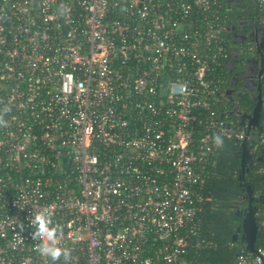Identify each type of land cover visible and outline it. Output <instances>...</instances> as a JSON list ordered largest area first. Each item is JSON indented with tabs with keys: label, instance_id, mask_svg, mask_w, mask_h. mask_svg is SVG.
<instances>
[{
	"label": "built area",
	"instance_id": "2783aa9c",
	"mask_svg": "<svg viewBox=\"0 0 264 264\" xmlns=\"http://www.w3.org/2000/svg\"><path fill=\"white\" fill-rule=\"evenodd\" d=\"M229 1L0 0V264H203L212 137L264 150V104L258 134L220 107ZM41 207L69 260L34 251Z\"/></svg>",
	"mask_w": 264,
	"mask_h": 264
},
{
	"label": "flooded vegetation",
	"instance_id": "af4514ba",
	"mask_svg": "<svg viewBox=\"0 0 264 264\" xmlns=\"http://www.w3.org/2000/svg\"><path fill=\"white\" fill-rule=\"evenodd\" d=\"M223 22V33L229 40V55L222 64L220 107L234 120L236 127L245 133L255 132L261 127L264 104V12L254 0H230ZM260 101V116L255 118V108ZM239 151L236 150V154ZM247 162L240 167L236 177L242 191L238 203L241 216L247 212L249 197L245 195L248 172L258 162L264 164V150L248 154ZM245 171V174H243ZM253 187V186H252ZM251 187V188H252ZM243 189V190H242ZM251 203L255 201L252 188ZM242 201V202H241Z\"/></svg>",
	"mask_w": 264,
	"mask_h": 264
},
{
	"label": "trees",
	"instance_id": "16d2710c",
	"mask_svg": "<svg viewBox=\"0 0 264 264\" xmlns=\"http://www.w3.org/2000/svg\"><path fill=\"white\" fill-rule=\"evenodd\" d=\"M260 130L257 129L254 134H258ZM240 148L233 139L225 140V146L219 149L215 162L209 166V174L201 190L211 197L210 201L204 203L200 212L201 226L204 236L214 243L208 249L201 250L199 259L203 264H228L234 261L237 245L244 243L240 228L242 216L237 212L240 209L238 203L242 198V191L236 177L239 168L243 167L241 155L238 153L241 151ZM238 149L239 151L235 154L234 151ZM259 150L260 148L255 153L258 154ZM263 166V163L258 162L247 176L256 196L253 202L255 210L264 206V172L259 171ZM255 220L258 226L255 246H258L264 238V230L259 225L260 217L255 216ZM234 233H236L235 240H233Z\"/></svg>",
	"mask_w": 264,
	"mask_h": 264
},
{
	"label": "clouds",
	"instance_id": "9594fccd",
	"mask_svg": "<svg viewBox=\"0 0 264 264\" xmlns=\"http://www.w3.org/2000/svg\"><path fill=\"white\" fill-rule=\"evenodd\" d=\"M10 108L6 112H10ZM8 122L4 119V114H0V127H7ZM213 144L220 149L225 146V138L217 133L212 137ZM54 210L50 207H41L34 212L31 219V224L34 231L31 232V239L37 241L34 245V251L43 257L50 258L53 262L58 261L61 257L65 261L71 257V250L62 247L60 237L63 233V228L60 224L53 222ZM23 231V225H19ZM18 243H23V238L19 235Z\"/></svg>",
	"mask_w": 264,
	"mask_h": 264
},
{
	"label": "water",
	"instance_id": "95a60500",
	"mask_svg": "<svg viewBox=\"0 0 264 264\" xmlns=\"http://www.w3.org/2000/svg\"><path fill=\"white\" fill-rule=\"evenodd\" d=\"M254 114H255L254 120L257 123L258 118L260 116V101H258L257 103ZM258 129L260 130L261 127L258 126ZM238 153H240L241 155V164L243 166L244 162L247 161L246 157L248 156L245 140L241 143V151H239ZM252 192H253L252 188L249 186H246L245 195L248 196L250 200H249V204L247 207V212L244 214V216H242L241 227H240L242 230L241 237L245 242L246 248L251 251L254 250L255 240H256L257 231H258L257 223L255 220V215H254L255 206L254 205L252 206V203H251V199L253 198ZM235 239H236V233L233 234V240Z\"/></svg>",
	"mask_w": 264,
	"mask_h": 264
}]
</instances>
